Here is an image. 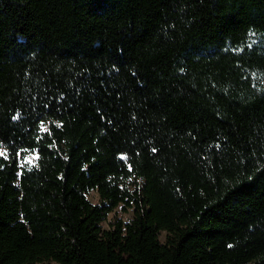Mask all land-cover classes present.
<instances>
[{"label":"trees","instance_id":"1","mask_svg":"<svg viewBox=\"0 0 264 264\" xmlns=\"http://www.w3.org/2000/svg\"><path fill=\"white\" fill-rule=\"evenodd\" d=\"M50 260L264 264V0H0V264Z\"/></svg>","mask_w":264,"mask_h":264},{"label":"rangeland","instance_id":"2","mask_svg":"<svg viewBox=\"0 0 264 264\" xmlns=\"http://www.w3.org/2000/svg\"><path fill=\"white\" fill-rule=\"evenodd\" d=\"M35 154H29L25 157L24 162L27 164L34 162ZM87 198L93 204L100 203V198L96 190H90L88 192ZM133 208L128 206H123L122 204L117 205L112 211L108 212L106 216L100 222V225L104 229L112 228L116 221H128L133 214ZM165 238V232L161 231L159 239L163 241ZM36 264H58L55 261H48L46 263H36Z\"/></svg>","mask_w":264,"mask_h":264}]
</instances>
